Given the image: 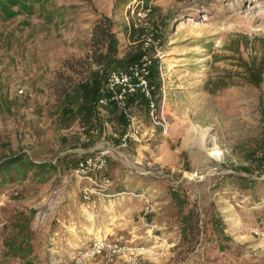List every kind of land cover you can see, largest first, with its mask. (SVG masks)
<instances>
[{"label": "rangeland", "instance_id": "1", "mask_svg": "<svg viewBox=\"0 0 264 264\" xmlns=\"http://www.w3.org/2000/svg\"><path fill=\"white\" fill-rule=\"evenodd\" d=\"M114 1L39 0L19 3L15 12L0 8V158L24 153L59 162L45 180L28 172L0 184V264L12 243L31 251L21 263L64 264L83 235L87 242L105 234L137 264H264V245L253 249L261 237L253 241L251 230L264 228V183L241 188L227 176H264V164L254 160L264 142V82L255 86L243 74L245 63H264V0ZM98 15L113 21L118 55L150 38L166 123L165 129L152 126L143 107H131L136 138L109 152L97 173L113 190L127 191L111 204L116 213L110 218L81 209L78 194L67 197L66 191L80 186L70 168L85 154L118 145V129L107 123L83 143L75 122L57 124L53 107L56 74L82 76L63 63L84 56ZM100 136L104 142L96 141ZM178 185L186 202L180 211L167 192ZM191 203L200 221L195 240L186 243L180 226ZM112 264L128 263L121 257Z\"/></svg>", "mask_w": 264, "mask_h": 264}, {"label": "trees", "instance_id": "2", "mask_svg": "<svg viewBox=\"0 0 264 264\" xmlns=\"http://www.w3.org/2000/svg\"><path fill=\"white\" fill-rule=\"evenodd\" d=\"M36 1L39 0H0V8H10L12 12H15V6L19 3L31 6L32 2ZM128 1L130 0H115L114 5L125 4ZM137 1H144L143 4H146L147 0ZM112 27L113 21L109 17L98 15L91 26L88 49L84 56L74 58L71 61H64V67L72 73L82 75L81 77L74 80L71 75L56 74L57 83L53 89V107L56 122L59 126L69 127L75 122L78 127L83 128L86 135L91 136L90 130H94L95 134H100L105 128L104 123H108L112 128H117L119 135H122L127 124L122 112L117 109L113 101L109 100L102 105V112L99 113L97 102L102 96H108L103 86L110 71L124 69L129 64L138 61L143 55L150 58L146 75L150 96L155 102L159 101L160 77L157 58L148 54V45L145 47L140 46L130 53L118 55V40ZM122 28L126 32L124 25ZM133 30V24H130L127 35H132ZM75 68H78L79 72L75 71ZM243 74L249 83L258 86L261 82H264V63L262 61L245 63ZM125 101L130 107L136 105L145 109L146 97L139 91L126 95ZM116 140L118 141V139ZM65 159L66 156L61 160L64 161ZM254 160L261 165L264 164V142L260 144V152ZM58 163L34 161L24 153H12L2 156L0 158V184L9 183L12 179L22 180L28 172L37 175L39 180H45L47 176L59 168ZM241 170L245 171L247 169L241 167ZM227 176L231 177L229 185L234 184L241 188L254 189L264 183V176L261 179H253L242 175L228 174ZM167 192L173 205L180 211L186 205L184 190L178 185L169 187ZM109 196L113 195L108 193L107 190L105 197ZM199 221V212L191 203L181 218L180 234L184 242L189 243L195 240ZM5 252L8 255V260L3 264H8L14 259H24L31 253L30 250L22 249L18 243L7 245Z\"/></svg>", "mask_w": 264, "mask_h": 264}, {"label": "built area", "instance_id": "3", "mask_svg": "<svg viewBox=\"0 0 264 264\" xmlns=\"http://www.w3.org/2000/svg\"><path fill=\"white\" fill-rule=\"evenodd\" d=\"M145 13H143L144 15ZM150 38H146L143 42V47L149 44ZM150 58L143 55L138 61L129 64L124 69H114L108 74L104 90L108 96H102L98 99L97 110L102 112V105L111 100L115 103L117 109L122 112L126 119V128L122 135H119V144L109 146L108 148H99L93 152L85 154L79 158L76 163L70 168L71 175L76 179H84L87 184L81 189L82 198L89 199L90 195L106 196V190L110 185L109 179L105 176H97L101 169L105 166L107 154L111 151L117 153V148L123 146L129 138H136L134 130L135 117L131 112V107L126 104V95L139 91L146 97L145 113L152 126H158L162 129L166 128V123L158 110V102L150 96L149 86L147 84L146 75L148 73V65ZM22 93V90H18ZM103 126H107L104 123ZM78 134L81 142L89 141L88 135L83 132V128L79 126ZM90 130V133H94ZM149 203L145 200L144 212L149 209ZM40 212L35 214V219H39ZM253 234L259 237H264L263 227H253ZM126 247L119 241L112 240L107 237L93 236L86 243L76 247L70 254L65 264H91L97 261L96 264H112L114 259L123 257V260L128 264H137V258L131 253H124ZM8 264H14L12 261Z\"/></svg>", "mask_w": 264, "mask_h": 264}, {"label": "crops", "instance_id": "4", "mask_svg": "<svg viewBox=\"0 0 264 264\" xmlns=\"http://www.w3.org/2000/svg\"><path fill=\"white\" fill-rule=\"evenodd\" d=\"M152 133H149L148 134V136L146 137L147 139H150L152 136ZM78 139L80 140V137H78ZM98 140H100V141H102V142H104L103 141V137L102 136H100V137H97V139H96V141H98ZM76 145L79 147V143L77 144L76 143ZM85 145H86V143L85 144H83V146L82 147H85ZM80 149V148H79ZM87 150H90V148L89 147H87ZM84 151V150H83ZM76 182L75 183H77V182H79V184H80V186L77 184V186H74L73 185V188H70L71 189V191L69 190V191H66L67 193V197L68 196H72V194L73 195H76V194H78V196H79V200L81 201V209L82 208H85V209H87V211H88V209H91V210H95V211H102V213L105 215V216H107L108 218H110V216L111 215H115V213L114 212H112L113 210H112V206H111V204L112 203H115V202H117V201H119V199H121V198H123V196L121 195V194H126L127 193V191L125 190V189H119V190H113L111 187H109V189H108V193H110V194H112L113 196H109V197H102V196H98V195H95V194H92V195H90V197H89V199H84V198H82V192H81V189H82V187L84 186V185H86L87 184V182L85 181V180H75ZM113 193H116L115 195L113 194ZM76 198H77V195L75 196ZM110 204V206H108ZM105 212H106V214H105ZM110 212H111V214H110ZM114 217V216H113ZM67 219H69V218H67ZM89 231H91V230H89ZM92 233H93V231H92ZM97 236H102V237H107L106 236V234L105 235H97ZM87 237V236H86ZM93 237V236H92ZM92 237H87L88 238V240L89 239H91ZM107 238H109V237H107ZM252 239H253V241L254 240H256V239H259V236H257V237H255L254 238V236L252 237ZM79 240H82V241H80L81 243H79L78 245L76 244L75 246H74V249L76 248V247H79V246H81L82 244H84V242H85V235H83V237H81V239H79ZM86 243V242H85ZM264 245V238L263 237H261L256 243L255 242H253V249L255 250L256 249V246L258 247V246H263ZM261 248H263V247H261ZM257 250V249H256ZM262 250V249H261ZM264 250V249H263ZM13 262V261H12ZM16 262H17V264H24L23 262L21 263V261H18V260H16ZM67 262V261H66ZM66 262H64V264L66 263ZM13 263H15V262H13ZM93 264V263H92Z\"/></svg>", "mask_w": 264, "mask_h": 264}]
</instances>
